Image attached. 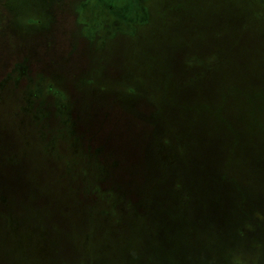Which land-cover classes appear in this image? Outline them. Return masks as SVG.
Wrapping results in <instances>:
<instances>
[{
    "label": "rangeland",
    "instance_id": "374dc122",
    "mask_svg": "<svg viewBox=\"0 0 264 264\" xmlns=\"http://www.w3.org/2000/svg\"><path fill=\"white\" fill-rule=\"evenodd\" d=\"M0 194V264H264V0H0Z\"/></svg>",
    "mask_w": 264,
    "mask_h": 264
},
{
    "label": "trees",
    "instance_id": "16d2710c",
    "mask_svg": "<svg viewBox=\"0 0 264 264\" xmlns=\"http://www.w3.org/2000/svg\"><path fill=\"white\" fill-rule=\"evenodd\" d=\"M176 160L178 161L179 157ZM177 161L169 165L164 171H161V169H157L155 173H152L150 176L146 177L145 180L142 179V177L140 176L142 182L139 186V189H140V194H141L140 200L142 201L139 204H141L142 206L140 205L137 211L131 212L130 213L131 215H128V217L145 215L147 207L142 209L143 205L148 204V202H151V201L161 200L165 207H175V208L180 209L185 203L191 200V193L189 189L186 187L185 183L182 180H180L177 176H175V173L171 170V168L175 166ZM10 162L12 163L13 161H10ZM15 162L16 160L13 163ZM63 175H64V180L66 183L65 188L63 189L64 196L71 200L81 199L85 203H89L86 200H84V198L85 196L88 195L87 193L91 191L90 188H93L95 191L96 189L93 186L88 187L87 184L89 183L96 184L97 181L90 180L87 177H84V179L81 180L83 187H80L78 189L79 190L78 194L76 191L74 193H71L72 191H70L71 188L68 187L67 177L65 176L64 173ZM175 184H177L178 190H175ZM148 189H149V192L147 191ZM180 194H183V195H180ZM4 198L5 196H3V194H0V205L2 204L1 201H4ZM17 198L26 199V198H29V196H26V195L23 196L22 194H20V196H17ZM89 204L93 206V204L91 203ZM119 204H118L119 206L118 209H120L121 207ZM121 213L123 214V212ZM113 222H117V221L113 220Z\"/></svg>",
    "mask_w": 264,
    "mask_h": 264
}]
</instances>
